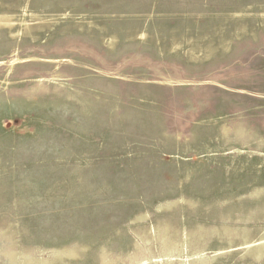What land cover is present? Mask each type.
Instances as JSON below:
<instances>
[{
	"label": "rangeland",
	"instance_id": "374dc122",
	"mask_svg": "<svg viewBox=\"0 0 264 264\" xmlns=\"http://www.w3.org/2000/svg\"><path fill=\"white\" fill-rule=\"evenodd\" d=\"M152 262L264 264V0H0V264Z\"/></svg>",
	"mask_w": 264,
	"mask_h": 264
},
{
	"label": "bare ground",
	"instance_id": "6f19581e",
	"mask_svg": "<svg viewBox=\"0 0 264 264\" xmlns=\"http://www.w3.org/2000/svg\"><path fill=\"white\" fill-rule=\"evenodd\" d=\"M1 25H13V22L9 21V22H6V23H1ZM18 60H19V58H14V59H12V63H11V64L17 62ZM196 259H197V258H196ZM198 260L201 261V258L199 257ZM149 264H159V263H154V262H152V263H149ZM162 264H168V263H167V262H164V263H162ZM188 264H189V262H188Z\"/></svg>",
	"mask_w": 264,
	"mask_h": 264
}]
</instances>
